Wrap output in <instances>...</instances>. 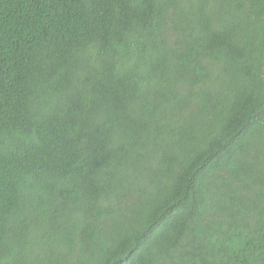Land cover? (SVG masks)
Returning a JSON list of instances; mask_svg holds the SVG:
<instances>
[{
	"label": "trees",
	"instance_id": "obj_1",
	"mask_svg": "<svg viewBox=\"0 0 264 264\" xmlns=\"http://www.w3.org/2000/svg\"><path fill=\"white\" fill-rule=\"evenodd\" d=\"M0 264H264V0H0Z\"/></svg>",
	"mask_w": 264,
	"mask_h": 264
}]
</instances>
